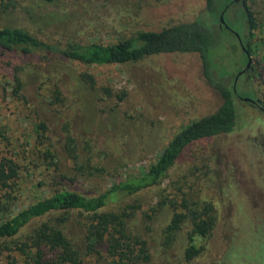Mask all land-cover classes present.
Instances as JSON below:
<instances>
[{
  "label": "rangeland",
  "instance_id": "1",
  "mask_svg": "<svg viewBox=\"0 0 264 264\" xmlns=\"http://www.w3.org/2000/svg\"><path fill=\"white\" fill-rule=\"evenodd\" d=\"M17 1L15 9L4 12L1 7L8 1L0 0V24L24 25L36 32L42 25L44 33L39 34L44 39L53 34L52 38L111 42L118 32L160 30L202 20L220 39L211 49L214 70L223 81L236 82L237 117L231 132L191 144L160 186L109 207L140 205L133 226L142 231L137 238L144 241L132 240L133 259L102 251L85 263L264 264V112L246 100L264 104V0H244L254 26L248 31L243 3L227 9V0H216L225 28H220L218 13L208 11L207 0H108L101 3L99 14L97 7L86 14L67 13L72 2L87 0H57L49 5L43 0ZM26 4L34 5L36 17L53 12L61 18L52 24L40 23L25 12ZM236 34L242 42L246 34L249 55ZM15 65L23 66L28 83L25 102L10 94ZM218 103L203 78L196 52L154 54L122 65H90L0 50V158L11 155L21 166L17 197L6 204L0 220L55 190L94 194L142 172L181 127L212 112ZM39 111L50 127L47 138L35 128ZM46 148L54 154L52 158H44ZM168 198L176 199L177 210L183 212V199L192 207L211 203L215 214L211 231L192 233L186 220L169 244L164 229L174 209L162 204ZM32 227L0 241V264L24 263L25 255L13 246L24 241ZM190 244L198 251L188 259Z\"/></svg>",
  "mask_w": 264,
  "mask_h": 264
},
{
  "label": "trees",
  "instance_id": "2",
  "mask_svg": "<svg viewBox=\"0 0 264 264\" xmlns=\"http://www.w3.org/2000/svg\"><path fill=\"white\" fill-rule=\"evenodd\" d=\"M7 1L6 4L2 2L4 5L0 6L4 12L10 8L15 9L20 2ZM32 1L35 2V0ZM43 1L44 4L49 5L57 0ZM104 2L108 0H102V2L97 0V4L94 0L72 2V9L67 13L86 14L89 13L87 11L97 7V14H99L98 11ZM243 2L244 0L237 2L227 0L226 8ZM217 7L216 0H207L208 11L218 13L219 17L220 11ZM24 10L31 19L36 17L33 4H26ZM242 13L247 31L253 29L252 13L244 3ZM48 17H50L49 20H47ZM36 18L40 23L52 24L55 19L59 20L61 17L52 12L44 15L40 13ZM32 22L35 26L39 24L36 21ZM222 25L226 26L225 21ZM37 29L36 32L24 25L0 24V50L3 53L15 52L23 56L40 55L47 60L59 58L90 65H122L154 54L196 52L200 58L203 78L219 99L215 110L181 127L168 140L158 157L142 172L114 182L104 191L94 194L81 193L67 188L55 190L29 202L15 212H10L0 220V241L16 237L32 224L33 227L29 230L25 240L13 246L25 255L23 264H86V258L100 255L102 251L122 260H132L135 256L132 240H143L137 238L142 236V231L135 230L133 226L140 205L126 203L118 209L109 207L145 189L160 186L187 147L199 140L229 133L235 127L237 112L234 99L238 97L236 82L232 81L231 84L223 81L214 70V60L211 57V49L218 44L220 39L218 40L215 31L207 28L206 24L199 19L170 25L160 30L136 29L128 33L118 32L119 36L111 42H84L77 36L52 38L53 34L48 33L45 35H50V37L44 39L39 34L44 33L42 25L37 26ZM246 38L245 34V40L242 42L240 39V44L246 55H249L250 49ZM22 67L15 65L12 68L10 94L13 98L25 102L29 87L23 77ZM54 85L59 95V82ZM253 101L255 102V100L250 102ZM259 106L264 112V104L259 103ZM39 115L41 118L35 128L42 137L47 138L50 127L40 111ZM1 136L7 141L6 146H10L8 138L4 134ZM42 154L45 159L52 158L54 155L50 148L44 149ZM20 175L21 166L16 158L11 155L0 158V214L5 213L6 204L12 197H17L16 184ZM166 203L174 209L164 229L166 241H170L169 244L186 220L191 223L192 233L195 234L207 235L213 228L215 214L211 203L204 202L200 206L192 207L183 199L180 205L185 210L184 212L177 210L179 204L176 199H165L162 204ZM73 228L77 229L78 233H75ZM192 233L189 235L190 241L194 239ZM143 241L137 242L143 246L145 244ZM189 247L188 250L186 249L188 259L194 257L198 251L194 250L193 244ZM48 256H50L48 258L50 261L46 260Z\"/></svg>",
  "mask_w": 264,
  "mask_h": 264
},
{
  "label": "water",
  "instance_id": "3",
  "mask_svg": "<svg viewBox=\"0 0 264 264\" xmlns=\"http://www.w3.org/2000/svg\"><path fill=\"white\" fill-rule=\"evenodd\" d=\"M219 20H220V22H221L222 24H224L223 12L220 13V15H219ZM236 37L238 38L239 42L241 43L239 35L236 34ZM242 48H243V47H242ZM249 63H250V59H248L247 65H248ZM246 100H248V101H252L251 99H246Z\"/></svg>",
  "mask_w": 264,
  "mask_h": 264
},
{
  "label": "flooded vegetation",
  "instance_id": "4",
  "mask_svg": "<svg viewBox=\"0 0 264 264\" xmlns=\"http://www.w3.org/2000/svg\"><path fill=\"white\" fill-rule=\"evenodd\" d=\"M235 1L237 2V1H240V0H235ZM222 27H224V26H223V25L220 26V28H222ZM243 72H244V70H243ZM249 102H250V101H249ZM250 103L253 104V105H255V106H256L257 108H259V109L261 108V107L259 106V103H258L257 101H255V102L253 101V102H250ZM260 110H261V109H260Z\"/></svg>",
  "mask_w": 264,
  "mask_h": 264
}]
</instances>
